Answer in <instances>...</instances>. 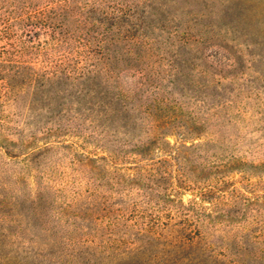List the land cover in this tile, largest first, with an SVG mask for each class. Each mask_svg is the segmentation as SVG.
<instances>
[{
	"label": "rangeland",
	"instance_id": "1",
	"mask_svg": "<svg viewBox=\"0 0 264 264\" xmlns=\"http://www.w3.org/2000/svg\"><path fill=\"white\" fill-rule=\"evenodd\" d=\"M145 1L178 102L167 140L186 121L202 151L167 155L146 110L96 136L92 79L25 88L0 109V264H264V0Z\"/></svg>",
	"mask_w": 264,
	"mask_h": 264
},
{
	"label": "trees",
	"instance_id": "2",
	"mask_svg": "<svg viewBox=\"0 0 264 264\" xmlns=\"http://www.w3.org/2000/svg\"><path fill=\"white\" fill-rule=\"evenodd\" d=\"M145 3V0H0V41H4L0 43V109L28 87L92 79L102 94L99 102L102 108L97 113L107 108L97 116L93 114L94 107H84L96 136L106 135L116 113L125 112V117H129L133 110H146L154 121L153 130L170 148L167 155L192 161L202 151V145L195 142L188 145L183 138H194L195 127L185 121L181 124L186 129L181 133L182 141L172 144L167 140L168 122L164 119L168 118L170 124L176 121L178 102L162 89L161 64L166 55L149 34ZM151 56L154 61H147ZM169 66L172 68V62ZM91 91L88 89L86 94ZM162 116L165 117L160 120ZM0 126L3 127L1 114ZM134 146L141 151L150 149V145L141 149L137 144ZM190 172L199 191L190 201L194 208L192 215L197 222H204L206 192L198 186V180L207 177L206 167ZM182 185L178 188L183 190Z\"/></svg>",
	"mask_w": 264,
	"mask_h": 264
}]
</instances>
